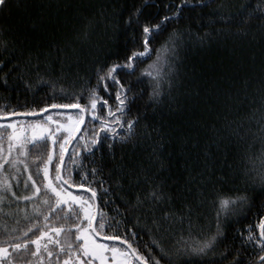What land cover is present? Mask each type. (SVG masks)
<instances>
[{
	"label": "trees",
	"instance_id": "trees-1",
	"mask_svg": "<svg viewBox=\"0 0 264 264\" xmlns=\"http://www.w3.org/2000/svg\"><path fill=\"white\" fill-rule=\"evenodd\" d=\"M141 2L11 0L0 12V38L7 41V50L0 49V60L5 61L0 64V77L8 73V85L0 83V106L7 105L6 111L27 114L46 105L76 103L77 94L82 90L84 96L78 102L88 105L87 90L97 85L96 66L105 60L112 63L118 56L123 58L132 49L140 48L133 42V37L139 36L137 31L128 29L124 33L115 29L119 23L123 30V19ZM168 2L157 0L161 5L160 15L168 14L163 8ZM245 3L250 10L264 9V0H211L208 7L192 12L186 9L182 18L171 21L152 42L151 56L137 66L135 75L156 60L155 49L170 32L176 30L180 34L175 54L163 66L158 100L149 99L154 87L150 78L144 77L140 83L133 80L132 93H136L137 98L131 103L127 118L140 115L136 134L124 143L116 140L111 152L107 149V140L94 153L85 152L86 142L90 144L93 130L100 125L86 114L82 127L86 131L79 133L65 157V178L71 176L75 184L83 183L85 188L97 190L95 225L100 222L107 225L100 230L101 235L127 239L148 264H155V260L160 264H215L225 246L232 251L223 264H230L237 250L243 253L244 264H250L260 254L251 242H244L242 246V237L248 235L249 229L258 236L257 225L264 217V196L249 192L251 207L230 219L227 239L218 243L215 255L209 252L203 258L181 257L179 261L176 258L177 249L195 245L215 231L218 198L236 195L237 189L246 187V182L250 181L245 170L253 167L250 158L255 161L257 170L264 158V107L261 105L264 16L238 17L244 22L227 23L219 15H212L217 6L226 14ZM122 6L124 15L120 16ZM155 11V8L144 10L147 16ZM41 80L46 83H38ZM25 82L31 87H26ZM109 84V91L105 92L101 86L99 95L115 110L117 86ZM107 110V107L98 108L101 116H106ZM58 112L52 110L39 117L14 118L18 125L36 120L44 122L45 115L63 121ZM72 113L78 114V111ZM226 121L231 122L232 128H240L239 135L225 126ZM121 122L126 127V120ZM1 131L0 162L5 156L14 161L12 164L3 162L0 168V242H6L9 237H21L37 220L39 226L44 227V215L49 214V209L42 201L47 197L54 204L55 198L50 192L45 193L42 172L51 141L27 148V155H21L18 148L9 154L7 136L11 130ZM117 132L125 135L120 128ZM28 136L30 139V130ZM80 136L85 139H79ZM59 139L63 140V136ZM55 151L58 157L59 145ZM37 155L42 157L38 162ZM93 168L98 170L95 176L91 172ZM85 173L87 179L82 180ZM29 175L41 188V193L38 198L24 200L23 197L32 196L35 191ZM50 175L55 177L51 166ZM5 182L10 185V191L2 187ZM153 188L163 193L161 200L148 198ZM91 203L93 205V200ZM37 206L41 215L34 211ZM67 211L65 206L52 213L47 223L55 227L84 223L75 218L58 219ZM38 235L39 231L33 230L27 238L32 240ZM75 235L73 231L68 240L64 235L54 237L64 245L63 252L60 245L46 238L42 243L49 244L53 256L49 258L42 251V261L39 257H30L33 264H63L66 259H75L81 243L75 241ZM22 239L13 242H22ZM68 243H73L71 249ZM111 243L130 254L124 245ZM30 247L35 250V246ZM161 249L168 255H163Z\"/></svg>",
	"mask_w": 264,
	"mask_h": 264
},
{
	"label": "snow or ice",
	"instance_id": "snow-or-ice-1",
	"mask_svg": "<svg viewBox=\"0 0 264 264\" xmlns=\"http://www.w3.org/2000/svg\"><path fill=\"white\" fill-rule=\"evenodd\" d=\"M211 0H180L179 3H175L174 0H169L168 3L163 4L164 10L168 13L166 15H160L158 9L161 7L157 0H142L139 5H134L132 10L127 14L126 18L123 19V30L119 23L116 25V31L124 33L128 29H133L139 33L138 37H133V42L140 46L139 49H132L129 54H126L123 58L117 57L116 61L108 63L107 60L101 62L96 66L95 73L97 79V85L89 90H87L89 103L88 105H82L78 101L83 98L84 90L77 94V102L72 104H51L39 109H33L27 115L37 116L39 113H47L50 108H63V109H77V117H73L71 114L67 115V123L62 122L60 118L54 119L51 115H45L44 122L36 120L32 123L26 125H18L16 121L10 120L8 123L0 122V130L11 131L8 133V149L9 154H11L14 148L21 150V155H27L26 149L29 147H34L36 145H46L47 142L51 141V147L47 150L46 159H43V180L45 193L50 192L55 198V203L53 204L49 198H45L42 204L47 206L49 209V214L44 215L45 226L40 227L39 221L31 225V227L26 231L21 233V237H9L6 242H0V264H33L31 258L39 257L43 260L41 255L42 251L47 253V256L51 258L53 252L49 251V244L42 243L46 238L50 243H55L60 245V252L64 251V245L60 244L59 239H54V237H59L64 235L66 240L71 238V234L75 232V241L80 243L79 249L76 254V264H93L94 261H99V264H109L108 253H111V264H132V260L129 256H133L136 259L143 261V264H148V260L144 256L137 254V249L132 248V245L127 239L123 240V243L128 245L131 249V253L125 252L124 250L110 246L106 243L99 242L96 237L101 235V231L107 225L100 222L94 226V221L97 220V213L93 210V205L91 200L97 198V190L88 187L85 189L83 183L75 184L72 182L71 176L67 179L64 173L65 164V153L67 151V145L70 144L74 137H76L78 132L86 131L82 129L81 125L85 124V115L91 116L93 121H99L100 125L98 129H94L92 136L90 138V144L86 142L84 151L88 153H94L98 149H101L104 142L107 140V149L111 152L116 144L115 141L119 140L124 143L127 142L132 136H134L136 125L140 121V115L137 114L131 119L127 118V114L131 111L130 105L137 98L136 93H132V83L133 80L136 83H140L142 78L148 77L153 81L154 87L149 95L150 100H158L161 95V85L160 79L163 75V66L167 65L169 59L175 54L177 40L180 38V34L173 30L168 34V36L163 40L159 48L155 49L156 60L141 69L139 75L136 74L137 66L142 63L144 59L151 56L153 52L152 42L159 37L164 30L167 28L168 24L173 20H178L185 15V10L192 12L198 8H206ZM11 3V0H0V12H3ZM145 8H155L157 11L153 12L152 15H145ZM175 9L174 11L172 9ZM259 14L264 16V9L253 8L250 10L248 4H242L239 9L233 12L223 13L220 10V6L212 10V15H219L220 19L227 23H243V20H238V17H252ZM120 16L124 15L123 6L119 13ZM157 17H159L157 19ZM87 35V33H85ZM127 39V36H125ZM0 49L7 50V41L0 38ZM142 49V50H141ZM73 51H75L73 49ZM10 59V57L8 58ZM163 60V64L161 61ZM5 63L4 60H0V64ZM16 67L13 64V69ZM122 74V75H118ZM8 73L3 77H0V83L7 86ZM116 85L115 100L116 107L115 110L109 105L108 100L104 99L99 95L100 87L103 86L105 92L109 91L110 84ZM38 83L44 84L45 81L41 80ZM26 87L31 86L25 82ZM129 93H132L129 95ZM261 105L264 107V96L261 97ZM107 107L106 116H101L98 112L99 109ZM7 105L0 106V121L9 120L10 117L18 115L15 111H6ZM59 117L65 116L64 113H59ZM108 118H113L111 121ZM122 119L126 120L125 124L122 123ZM226 119V118H225ZM53 126L55 130L53 131ZM229 130L236 135H239L240 128H232L231 122L226 121V125ZM117 128H120L125 132V135L121 136L117 132ZM19 129V130H18ZM31 131V138L29 139L28 132ZM63 136V140L59 139V136ZM3 138V132L0 131V140ZM79 139L84 140V136H80ZM56 145H59V155L56 156ZM162 147V145H161ZM40 151V149H38ZM42 159L40 155L35 157L38 162ZM57 159L59 163H57ZM3 162L9 164L14 163L9 157L5 156L2 158ZM3 162H0V168L3 167ZM250 163L253 164L252 168L245 170V176L249 178L250 182H246V187L237 189V194L227 197H219L216 202V228L207 238L197 241L195 245L185 246L183 249H177L176 258L177 261L181 257H200L203 258L207 256L209 252L214 255L215 248L218 243L224 239H227V224L230 219L239 213H242L246 208L251 207L250 201L252 197L249 192H252L259 196H264V158L261 159L260 170L255 167V161L250 158ZM50 166L55 169V177L50 175ZM82 166V165H81ZM27 167V165H25ZM98 170L93 168L91 170L93 176H95ZM39 172V169H38ZM254 173V174H253ZM29 180H32V185L35 191L32 196L23 197L24 200H31L32 197H37L41 193V188L37 186L36 181L33 180L32 176L29 175ZM87 179V173L82 175V180ZM76 187L78 189H85V191L91 193L90 198H85L82 195H75L65 187L69 185ZM11 190L10 185L7 182L2 186ZM107 191V189H105ZM15 195V193H12ZM149 199H154L159 201L163 198V193L158 192L157 188L148 194ZM2 199V197H0ZM139 201V197H137ZM142 202V201H141ZM67 206L68 211L63 217H58V219H72L83 220L87 223H70V224H60V226L55 227L51 223H47L51 219V214L59 211L61 208ZM34 211L41 215L39 211V206H37ZM167 213L165 217H167ZM155 224L156 221L154 220ZM259 229V234L254 235L252 230L249 229L248 235L242 237V246L244 242H251L254 246L258 247L260 254L250 261V264H264V217H261L257 225ZM47 229V230H45ZM33 230L39 231V235L35 239L29 240L28 234L33 232ZM22 242H13V240ZM109 240H120L121 237L118 235H113L107 237ZM155 243V241H154ZM30 245L35 246V250L30 247ZM67 247L71 249L73 243H68ZM231 248L225 246L224 251L219 253L220 259L215 261V264H223V260L227 259L228 255L231 254ZM82 252L83 257L86 259H81L80 253ZM163 253V249H161ZM58 255V254H57ZM167 256V253H163ZM243 253L237 250L236 255L233 256L230 264H244L242 259ZM90 259H87L89 258ZM154 259V258H152ZM59 264V262H57ZM63 264H70L69 260H64ZM155 264H160L159 260H155ZM171 264V262H170Z\"/></svg>",
	"mask_w": 264,
	"mask_h": 264
},
{
	"label": "water",
	"instance_id": "water-1",
	"mask_svg": "<svg viewBox=\"0 0 264 264\" xmlns=\"http://www.w3.org/2000/svg\"><path fill=\"white\" fill-rule=\"evenodd\" d=\"M52 110H54V111H75V110H76V111H78L77 109H63V108H50V109H48V111H52ZM48 111H47V112H48ZM43 114H45V113H39L37 116H32V115H27L26 113H20V114H18V115H15V116L10 117L9 119H12V118H14V117H39V116H42ZM85 119H86V115H85ZM83 125H84V124L81 125V128L83 127ZM79 133H80V132H78L77 135H76V137L73 138L72 142H71L70 144L67 145V151H66V153H65V157H66V155H67V152H68V150H69L71 144H72L73 141L77 138V136L79 135ZM65 186L68 187V188L71 189V190H78V191L86 192V193L90 194V196H91V193L85 191L86 188H85V189H78V188L73 187V186H70V185H65ZM93 210H94L96 213L98 212L97 201H96V199L93 200ZM95 222H96V221H94V226H95ZM96 238H98V239H100V240H103V241H107V242H116V243L122 244V245H124V246L129 250V252L131 253V249H129V248H128V245L124 244L123 241H122L121 239H120V240H109V239H107L106 236H102V235H100V236H98V237H96ZM132 257H133V256H132ZM133 258H135V257H133ZM135 260H136L139 264H143V262H142L141 260L136 259V258H135Z\"/></svg>",
	"mask_w": 264,
	"mask_h": 264
},
{
	"label": "rangeland",
	"instance_id": "rangeland-1",
	"mask_svg": "<svg viewBox=\"0 0 264 264\" xmlns=\"http://www.w3.org/2000/svg\"><path fill=\"white\" fill-rule=\"evenodd\" d=\"M59 113H64L65 114V116H63V117H61L62 119H63V121L62 122H64V123H67V115L68 114H71L73 117H77V114H74V113H72V111H60V112H58L57 113V115L59 114ZM10 120H14V121H17V120H15V118H12V119H9V120H4V121H0V122H2V123H8ZM11 130V129H10ZM1 131V130H0ZM66 187V186H65ZM67 189H68V191H71L73 194H75V195H82V196H84L85 198H88V196L85 194V193H83V191H78V190H71V189H69L68 187H66ZM87 222L86 221H84V224H86ZM99 242H102V243H106V244H108V245H110V246H114V247H118V248H120V249H122L120 246H118V244H115V243H111V242H107V241H103V240H100V239H98V238H96ZM82 243V242H81ZM123 250V249H122ZM125 251V250H124ZM125 252H127V251H125ZM108 255V257H109V264H111V253H108L107 254ZM81 259H86L85 257H83V254H82V252H81ZM129 258L132 260V258L129 256ZM87 259H90V257L89 258H87ZM70 261V264H76V258L75 259H71V260H69ZM93 264H99V261H94L93 262ZM132 264H138V263H136V262H134L133 260H132Z\"/></svg>",
	"mask_w": 264,
	"mask_h": 264
}]
</instances>
